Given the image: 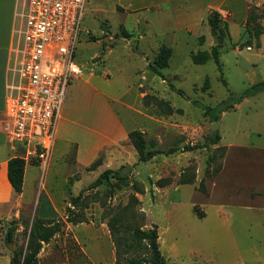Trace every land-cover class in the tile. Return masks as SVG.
<instances>
[{
	"label": "rangeland",
	"instance_id": "rangeland-1",
	"mask_svg": "<svg viewBox=\"0 0 264 264\" xmlns=\"http://www.w3.org/2000/svg\"><path fill=\"white\" fill-rule=\"evenodd\" d=\"M114 2L87 0L75 62L83 74L84 68L93 69L89 83L113 99V109L129 129L139 126L147 140L156 142V148L179 150L138 162L132 145L121 143L103 150L102 166L90 172L74 163L73 149L64 154L65 147L59 144L45 172L28 163L25 194L35 198L36 206L45 208L46 193L51 194L64 218L65 208H72L70 198L81 194L78 207L72 212L81 216L82 226L66 224L57 217L62 222L61 231L42 245L39 263L51 264L62 257L64 262L66 258V264H81L78 259L82 246L89 252L92 250L93 263L115 264L111 261L113 244L109 225H113L122 248L133 247L121 257V263L129 256L146 258V242L136 241L133 229L147 231L155 225L165 264H264V91L238 101L233 109L223 112L213 129L214 122L203 115L201 108H215L264 80V18L256 20L263 30L259 36L261 49H256V39L251 40V50L239 49V43L232 44L248 37L245 25V35L241 27L235 26L229 29V39L224 35L219 62L225 85L211 58L203 64L191 61V53L205 51L207 46L183 36L173 46L168 66L160 70L162 80L147 70L141 55L155 54L159 40L151 33L140 38L135 34V41L129 35L123 37L122 29H132L131 22L125 12L115 9ZM249 9L250 14L260 15L264 3L258 7L251 4ZM247 27L253 30V22L248 21ZM116 39H130L131 43L121 45ZM155 56H151L150 63ZM205 79L207 89L202 88ZM78 86L75 81L68 86L66 95L71 93L68 106L75 105ZM139 93L143 97L163 99L181 112L162 114L151 100L145 105L142 98L140 106ZM195 101L200 104L194 105ZM126 104L134 109L128 111L132 118L123 108ZM136 110L143 111L146 117L138 115ZM215 133L220 137L216 145L188 152L180 150L185 145L203 144ZM127 165L130 171L121 176ZM106 169L118 172L124 179L109 176L101 186L87 190ZM182 173L193 175V183L177 185ZM160 178H171L173 183L158 188L154 182ZM78 180L81 182L76 185ZM63 195L65 202L60 207ZM131 196L139 202L132 206V215L126 209ZM36 218L32 206L28 220L22 222V230L14 235L9 252L24 253ZM11 223L9 220L0 224L2 245L6 244L3 237ZM77 236L80 244L75 241ZM135 248H139L138 252ZM12 264L18 263L12 261Z\"/></svg>",
	"mask_w": 264,
	"mask_h": 264
},
{
	"label": "crops",
	"instance_id": "crops-1",
	"mask_svg": "<svg viewBox=\"0 0 264 264\" xmlns=\"http://www.w3.org/2000/svg\"><path fill=\"white\" fill-rule=\"evenodd\" d=\"M26 1L0 0V224L9 220L13 221L11 224L16 228L14 235L22 230V222L26 221V219L28 220L32 206L35 209L37 218L56 220L59 217L67 224L65 217H61L57 209L58 206L55 200L52 199L51 194L46 193L47 202L45 208H40L39 205L36 206L35 198L25 194L27 165L35 164L40 168L41 172H45L55 148L61 144L65 147L64 154L73 149L74 163H77L80 168H87L100 156L103 150L121 143H129L127 138L129 131L140 130L139 126L137 129H129L125 125L120 115L112 107L113 99L108 97L98 86L89 83V79L94 76L93 69L84 68V74L69 83V85L74 81L79 83L77 95L75 94V105H67L68 96L71 93H67V95L65 93L48 163L45 166H41L36 162L29 164L25 162L22 191L21 193L13 191L7 179V164L11 158H20L22 148L17 146L15 149L6 141L4 109L6 98L10 91L9 87L20 61V48L22 46L19 33L22 26L20 15ZM261 3H264V0H115L114 7L116 10L120 8V12L127 14L132 29H125V31L129 33L130 38H134L135 34L140 38L143 35L150 36L151 33L159 40L155 54H141L146 60L147 66L150 63L149 59L151 56L154 57L161 46H166L172 51L179 36L193 39L198 44H205L207 46L205 51L207 52L208 47L213 44L211 34L207 36L206 18L210 11H216L219 14L222 21L228 24V30L231 26H235L241 27L244 32L249 6L254 4L258 7ZM201 37L203 38L202 43L199 42ZM247 39L248 37H244V39L242 37V40L232 44L239 43L240 45ZM123 41L125 42L123 45L131 43L130 39H124ZM256 47V49H261L260 39ZM244 48L251 50L250 46ZM235 50H238L237 47ZM139 98L140 106H142L141 98L143 99V96L141 93H139ZM123 108L127 109V116L132 118L128 111L134 112V109L127 104L123 105ZM135 112L140 116L146 117L143 111L136 110ZM100 166L97 168H100ZM80 182L81 180H78L75 183L79 185ZM64 202L65 196L63 195L60 207L63 206ZM29 221H31L30 218ZM78 226H82V223L77 224L76 227ZM1 239L0 232V264H11V252L7 248L8 244L2 245ZM75 241L80 244L78 236L75 237ZM107 243L109 244V240ZM110 249L113 263L115 260L114 246L113 248L110 246ZM79 250L81 257L78 260L81 264H95L90 257L93 253L92 250L89 252L82 246L79 247ZM59 259L61 261L54 260L51 264H66V258L65 262L62 261V257Z\"/></svg>",
	"mask_w": 264,
	"mask_h": 264
},
{
	"label": "built area",
	"instance_id": "built-area-1",
	"mask_svg": "<svg viewBox=\"0 0 264 264\" xmlns=\"http://www.w3.org/2000/svg\"><path fill=\"white\" fill-rule=\"evenodd\" d=\"M86 0H27L21 12L20 61L4 109L5 138L24 162L51 156L66 89L82 76L75 62Z\"/></svg>",
	"mask_w": 264,
	"mask_h": 264
},
{
	"label": "trees",
	"instance_id": "trees-1",
	"mask_svg": "<svg viewBox=\"0 0 264 264\" xmlns=\"http://www.w3.org/2000/svg\"><path fill=\"white\" fill-rule=\"evenodd\" d=\"M118 11H121L120 8H117ZM264 18V11L261 12L260 15H252L250 14V9L248 10L247 19L245 22V32L248 35V39L240 44L239 49H242L246 46H250L251 40L256 39V46H258L259 36L263 33L262 28L257 24L256 20ZM207 24L210 29V34L213 38L217 39L218 44L213 45L210 48V52L206 51H198L196 53H192L190 55L191 61L194 64H203L205 63L209 58L213 60V62L216 65V68L218 72L220 73V79L223 85H225V81L221 76V65L219 62V48L220 44L222 42V39L224 35H226L229 39V30H228V24L225 21H222L219 14L216 11H210L207 15ZM248 21H252L254 24V29L251 30L247 27ZM123 37H127L128 33L122 29ZM129 37V36H128ZM203 38H199V42L202 43ZM172 51L170 48L166 46H161L153 60L152 63H149L146 67L147 70L150 71L152 74L161 77L162 80L163 77L161 75L162 69L166 68L168 66L169 58L171 57ZM170 89H173V86L169 85ZM208 86V80H204V84L202 86L203 89H207ZM264 91V80L254 83L250 85L247 89H245L237 98L233 100H228L227 102H222L219 105H217L215 108L205 107L202 106L203 115L208 116L211 120V122H216L219 119V116L225 112L229 111L234 108V105L241 101L244 98L253 97L257 95L258 93ZM180 95H183L182 91L176 90ZM151 100L152 104L162 113L165 115H169L172 112L180 113L181 110L176 109L174 110L170 104L163 100L156 97H148L145 95L143 97V101L145 105H148V101ZM194 105H199L197 101L193 102ZM127 138L129 143L134 148L136 154H137V161L138 162H147L151 160L153 157L157 155H163L168 156L179 149L177 148H169L167 150H162L159 148H156V142L154 140H147L145 138V135L140 130H131L127 134ZM220 140V137L217 133L213 134L210 138H208L207 142L203 144H196V145H185L180 150L182 152H188V151H194L198 149H203L209 147V145H216L218 141ZM101 165V156H99L94 162H92L86 169V171H93L98 166ZM24 167L25 162L23 159L19 157L11 158L8 161L7 164V179L15 193H21L22 191V183H23V173H24ZM115 177L118 180H123L124 178L119 176L118 172H114L112 170L106 169L103 172H101L98 177L87 186V190L95 189L103 184V182L109 177ZM194 181L193 175L186 176L185 174H180L178 180L176 181L177 185H185V184H192ZM173 183V180L171 178H160L154 182V185L158 188H163L166 186H169ZM200 187H203V182H200ZM201 192L202 188H201ZM140 193H142L140 191ZM81 198V194H78L76 197L70 198V204L72 205V208L67 206L65 208V219L67 223H70L72 225H77L79 223H83V220L81 216L78 214H74L72 209L78 207L79 199ZM139 203L137 199L134 196L130 197V202L128 207L126 208L128 212L132 215L131 208L133 205ZM61 225L62 222L59 220L51 219V220H43L36 218L33 220L28 237L26 240L25 245V251L21 255L17 251H13L11 253V264L12 261H16L18 264H40L38 261V254L42 248L43 244H47L53 237L58 234L61 231ZM15 226L11 224L4 235V242L6 244H13L14 240V231ZM108 230L110 233V237L114 246L115 250V264H165V260L161 254V251L159 249V243H158V232L157 227L153 225L149 230L147 231H141L139 228L133 229V234L136 239V241L146 242V247L144 248V251L147 254L146 258H137L135 256H129L124 257L123 263L120 262V259L122 256H125L124 254L130 253V248L127 246V248H122L121 241L116 237L115 230L113 225L108 226ZM139 248H135L136 252H138ZM141 249V247H140Z\"/></svg>",
	"mask_w": 264,
	"mask_h": 264
},
{
	"label": "water",
	"instance_id": "water-1",
	"mask_svg": "<svg viewBox=\"0 0 264 264\" xmlns=\"http://www.w3.org/2000/svg\"><path fill=\"white\" fill-rule=\"evenodd\" d=\"M116 42H117L118 44H121V45H123V44L125 43L123 40H120V39H117ZM216 44H217V39L214 38L213 45H216ZM216 125H217V121L211 124V128H212V129L215 128ZM130 169H131L130 166H128V165L125 166V167L123 168L122 172H121V176H125V175L130 171ZM7 247H8V249H9L10 251L12 250V246H11V244H8Z\"/></svg>",
	"mask_w": 264,
	"mask_h": 264
}]
</instances>
